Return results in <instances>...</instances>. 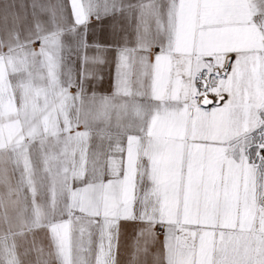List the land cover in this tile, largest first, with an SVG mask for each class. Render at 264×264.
Here are the masks:
<instances>
[{
  "label": "snow or ice",
  "instance_id": "6c2138e0",
  "mask_svg": "<svg viewBox=\"0 0 264 264\" xmlns=\"http://www.w3.org/2000/svg\"><path fill=\"white\" fill-rule=\"evenodd\" d=\"M37 7L0 5V264H119L121 221L129 264H264V0ZM108 17L134 46L89 42ZM108 52L114 90L89 92ZM93 133L126 160L90 162Z\"/></svg>",
  "mask_w": 264,
  "mask_h": 264
},
{
  "label": "crops",
  "instance_id": "0c3cea01",
  "mask_svg": "<svg viewBox=\"0 0 264 264\" xmlns=\"http://www.w3.org/2000/svg\"><path fill=\"white\" fill-rule=\"evenodd\" d=\"M5 2L9 3H15L17 5L16 11H18L21 15L27 14L28 21H32V14L33 11L36 12V15L39 16V18L42 21L47 22L49 19V13L47 11H41L39 7L36 9L32 8V4L34 0H0V5L4 4ZM36 3L45 5V6H54L56 7L57 14L59 16V6L63 5L65 14L69 20V22L72 21V15H71V0H36ZM21 5L23 7H21ZM113 22L112 17L105 18L103 22H97L95 18L91 20V23L89 25V34H88V39L89 42H91L94 39L100 40L102 43H114V42H120L123 43V40H120L119 37H125L127 40L128 46H134L135 44V33L131 27H128L125 25V30L123 32L119 33V37L117 38V41L113 40L112 37V32H111V27L110 25ZM11 22L9 21V25ZM47 26V25H46ZM35 48L38 49L39 44L37 43L34 45ZM6 51V49H5ZM159 49H153V52H157ZM94 50L89 49L88 50V55H94ZM106 59L107 63L103 65H97L95 66L97 71L103 76V79L100 81H89V88L88 91L91 92L93 91V85L95 86V91L97 93H102V94H111L113 92V84H114V75H115V56L113 52H108L106 54ZM77 68H79V61H76ZM72 91H75L73 89ZM212 105H208L207 107H211ZM80 131H84V127L81 124L79 126ZM109 141L105 140L101 142L99 138L93 133L90 141H89V161L91 162L92 159V152L101 150L105 153V156L102 157L101 163H105V171L107 172V167H106V160L108 156H111L112 158L116 160L124 159L126 160V148H127V141L126 138L122 141L121 147L125 149L124 153H119L115 152L114 150L109 152ZM98 146H100L98 148ZM113 145V149H114ZM90 166V164H89ZM19 178V174L16 173L13 175V184H15V181ZM108 176H105V180H107ZM11 212V209H9ZM136 225L130 223V222H125L121 221V234H120V244H119V253H118V262L119 264H129V261L131 259V243H132V237L134 236V228ZM160 227L158 226L156 228V232L158 234L157 237V242L151 247V252L156 253L158 251H162V241L164 240V235L163 231L159 229ZM39 236L46 237L45 233H39ZM96 237H94V240ZM44 244L47 246L48 241L45 238L44 239ZM29 259H32V257H29ZM140 264H145V258L141 256L140 258ZM146 264H153V258L152 255H149L146 258Z\"/></svg>",
  "mask_w": 264,
  "mask_h": 264
},
{
  "label": "built area",
  "instance_id": "2783aa9c",
  "mask_svg": "<svg viewBox=\"0 0 264 264\" xmlns=\"http://www.w3.org/2000/svg\"><path fill=\"white\" fill-rule=\"evenodd\" d=\"M161 231H163L161 228H159Z\"/></svg>",
  "mask_w": 264,
  "mask_h": 264
}]
</instances>
